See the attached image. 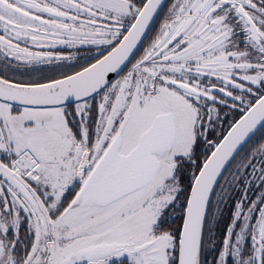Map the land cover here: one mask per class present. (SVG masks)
I'll use <instances>...</instances> for the list:
<instances>
[{"label": "snow or ice", "instance_id": "6c2138e0", "mask_svg": "<svg viewBox=\"0 0 264 264\" xmlns=\"http://www.w3.org/2000/svg\"><path fill=\"white\" fill-rule=\"evenodd\" d=\"M0 264H264V0H0Z\"/></svg>", "mask_w": 264, "mask_h": 264}]
</instances>
